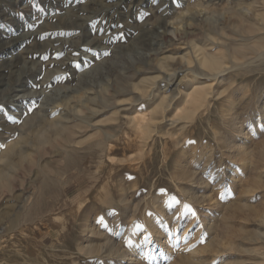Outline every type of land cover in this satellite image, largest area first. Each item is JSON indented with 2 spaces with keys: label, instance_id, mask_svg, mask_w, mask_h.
<instances>
[{
  "label": "rangeland",
  "instance_id": "374dc122",
  "mask_svg": "<svg viewBox=\"0 0 264 264\" xmlns=\"http://www.w3.org/2000/svg\"><path fill=\"white\" fill-rule=\"evenodd\" d=\"M193 1L0 0V149L15 145L0 152V264H264V65L207 78L208 118L182 143L161 139L191 90L193 47L211 40L228 61L264 0ZM240 6L250 7L242 20ZM228 87L231 129L213 114ZM90 98L96 115L82 107ZM161 99L174 102L150 149L124 147L136 134L126 120ZM44 117L51 123L31 128ZM99 128L114 132L113 163L90 147Z\"/></svg>",
  "mask_w": 264,
  "mask_h": 264
},
{
  "label": "bare ground",
  "instance_id": "6f19581e",
  "mask_svg": "<svg viewBox=\"0 0 264 264\" xmlns=\"http://www.w3.org/2000/svg\"><path fill=\"white\" fill-rule=\"evenodd\" d=\"M194 4L193 5H202L201 2H199L198 0H195L193 1ZM209 5V4H208ZM238 5V4H237ZM234 11V10H233ZM250 11V7L248 6H240L237 8V12L242 20V18L244 17H247L248 16V12ZM202 12V11H201ZM236 12V11H235ZM235 15V13H234ZM259 18H262V21L261 23H250L248 24V26H243V28L241 30H243L244 32V35H239V41H235V42H232L233 43V46L230 45L232 48L229 49L230 52V55H229V59L228 61L224 60L222 58V56H219V54H223L222 51L221 52H217V51H213L212 49L210 48H206V46H210L212 47L211 45H215L217 46L218 43L216 42H213L210 40L209 43L206 44V46H200V47H197V46H194L193 47V53L196 57V61H197V65L196 68L194 70H192V68L190 69L189 67V64L191 61H190V57L187 56L188 58V61L186 63V66L184 69V76H183V81L187 78V80L190 81L191 83V90L190 91H185L186 93L179 96L180 98V101H178L179 103L176 105V104H173L171 100L165 105V101L166 99H161L159 101H156L155 104L153 105V107L149 110V111H145V112H141V113H138L137 115H134L133 117H131L130 115V119L129 120H126V124L130 123L134 132L136 133L134 136H132V138L130 137L129 138V135L127 134V137L128 139L125 140V144H123L124 147H128L127 144L128 142L131 144V143H138L139 147H140V151H143L144 149H150V143L148 142L149 140L148 139H153V134L157 133L158 132V128L161 127L162 125V122L166 120V116L167 114L165 113V111L168 110L169 107H171V105L173 104V109H172V112H173V115L170 117V126L169 128L167 129V131H165L163 134V136L161 137L162 139V143L165 144V143H173V144H179V143H182L184 141V138H185V134H186V130H187V127L191 124H193L195 121H201L203 119H206L208 118V114H204L205 111H207L208 113L210 112L211 113V104L214 103V101L212 100V96H211V85L210 84H205L208 79L207 78H212V79H216L218 78V74L219 76L221 75L220 73L223 72L224 74V71H231V70H235V69H244V70H248L252 68H255L256 66H260V65H264V14H261V17L259 16ZM257 19V18H256ZM238 23V22H237ZM247 23V22H246ZM242 25L243 24V21H242ZM238 28H239V25H236ZM236 27V29H237ZM242 27V26H241ZM233 30V28H232ZM239 30V29H238ZM234 31V30H233ZM237 30H235L234 32L236 33ZM218 32V31H217ZM241 32V31H240ZM222 33V32H221ZM207 35V34H206ZM228 36V35H227ZM225 37H226V34H225ZM214 38V37H213ZM223 38V37H222ZM230 37H228L229 39ZM176 39V38H175ZM206 39V37H205ZM215 39V38H214ZM231 39V38H230ZM229 39V40H230ZM236 39V38H235ZM238 39V37H237ZM233 40V39H232ZM231 41V40H230ZM227 42V41H226ZM225 43V41H224ZM229 44V43H228ZM191 46V45H190ZM219 46V45H218ZM226 48V47H225ZM229 48V46H228ZM228 50V49H227ZM192 52V51H191ZM227 52V51H226ZM163 54V53H162ZM228 55V54H227ZM252 55V56H251ZM183 56V55H182ZM167 57V56H166ZM258 57L259 59L261 58V61L259 60V62L257 64H255V66H253V62L252 61H256L255 58ZM159 58V57H158ZM165 58V57H163ZM194 58V57H193ZM166 59V58H165ZM183 59V58H182ZM195 59V58H194ZM184 60V59H183ZM187 60V59H186ZM192 60V58H191ZM258 60V59H257ZM158 61V60H157ZM170 62V61H168ZM257 62V61H256ZM185 63V62H183ZM194 63V61L192 62V64ZM161 64V66H166L165 65V62H161L159 63V65ZM195 64V63H194ZM170 65V64H169ZM168 65V66H169ZM184 65V64H183ZM173 66V64H172ZM195 66V65H194ZM171 67V66H170ZM175 67V66H174ZM264 67V66H263ZM163 68V67H162ZM173 68V67H172ZM179 68V67H178ZM262 68V67H261ZM161 69V68H160ZM164 69V68H163ZM167 69V68H166ZM186 70H189L191 72L192 75H189V73ZM260 69V68H259ZM250 70V71H251ZM179 71V70H178ZM174 72L172 75H169L172 79L173 78H176L175 75L176 73L178 72ZM254 71V70H253ZM167 72V71H166ZM170 72V71H169ZM245 72V71H244ZM171 74V73H170ZM224 76V75H223ZM165 79V78H164ZM169 79V78H167ZM180 80V78H179ZM156 81V80H155ZM181 81V80H180ZM180 81H179V84H180ZM210 82V81H209ZM178 83V82H177ZM177 84V85H179ZM205 84V85H204ZM156 86V84H155ZM154 86V87H155ZM190 87V86H189ZM135 88H138L137 86H135ZM225 89V88H224ZM223 89V90H224ZM222 90V89H221ZM231 90V89H230ZM229 90V87L227 89H225L224 91L222 92H219L218 93V96L214 94L215 97H219L221 96L222 98V103H221V107H218L214 110L213 114L218 116V119L220 122H222V124L226 127V128H233V124H234V116L232 114H229L230 110L232 109V100H231V96H232V93L231 91ZM151 93V92H150ZM150 93H149V96H150ZM180 91L178 90V95H179ZM175 95V94H174ZM140 100L142 99H146L148 97V95L146 96H142L140 95ZM103 97V96H102ZM173 97V95H172ZM175 97V96H174ZM152 99V97H148L147 99ZM175 99V98H174ZM215 99V98H214ZM218 99V98H217ZM94 100L95 99H91L90 98V105L87 106V104L84 106L82 105L83 108H88V110H90L89 112H91L93 115H96L100 109L96 108L98 105H96V103H94ZM99 100V99H98ZM102 100V99H101ZM103 101V100H102ZM105 101V100H104ZM107 101V99H106ZM105 101V102H106ZM134 102V101H133ZM82 104V103H81ZM218 104V103H217ZM96 106V107H95ZM217 106V105H216ZM80 107V106H79ZM100 107V106H99ZM102 109V108H101ZM105 110V108H104ZM103 110V111H104ZM79 111V110H78ZM102 113V112H101ZM135 114V113H134ZM172 114V113H171ZM133 115V113H132ZM89 116V115H88ZM127 116V115H126ZM202 116V117H201ZM128 117H129V114H128ZM110 119V118H109ZM165 119V120H163ZM59 120V119H58ZM107 120V119H106ZM112 120V119H111ZM51 120H49V118L47 117H44V118H40L38 120L37 123H35L36 125L32 126L31 128H34L35 126L38 127L40 126L41 124H44L45 122H50ZM82 121H85V120H82ZM104 121V120H103ZM102 121V122H103ZM124 121V120H123ZM25 122V121H24ZM32 122V121H31ZM31 122H27L30 126L32 125ZM59 122V121H58ZM77 122V121H76ZM86 122V121H85ZM88 122V121H87ZM105 122V121H104ZM51 123V122H50ZM25 124V123H24ZM54 124V123H53ZM51 124V125H53ZM77 124V123H76ZM129 124V125H130ZM16 125H9V126H6V130H8L9 132H12L15 131V129H17L15 127ZM78 126V124L76 125ZM79 127V126H78ZM77 127V129H78ZM96 127V126H95ZM94 128V127H93ZM97 128V127H96ZM123 128V127H122ZM121 128V130H122ZM210 128L212 129V134L214 135V137L216 138V140L219 139V136L216 132V129L212 128V126H210ZM36 129V128H35ZM116 129V128H115ZM118 129V128H117ZM18 130V129H17ZM21 130V129H20ZM18 130V132L20 131ZM28 130V129H26ZM34 130V129H32ZM80 130V129H79ZM120 130V131H121ZM205 130V129H204ZM23 131V130H22ZM21 131V132H22ZM30 131V130H29ZM39 131V130H38ZM96 131V130H94ZM99 131L101 133H99L97 136H99L100 138H96L97 140H93L90 147L91 149H93V152L94 150L96 151V154L100 157V159L102 157L104 158H107V160L110 162V163H113V155L110 153L111 151H113V147L114 145L112 144L113 140L111 141V137L113 136V134H110L108 133V130L105 132L104 130H101V128H99ZM117 131V130H116ZM119 131V130H118ZM81 132V131H80ZM126 132V131H125ZM123 132V133H125ZM222 132V131H221ZM234 132V131H232ZM20 133V132H19ZM27 133V132H26ZM25 133V134H26ZM120 133V132H119ZM219 133V132H218ZM8 133H6L7 135ZM10 134V135H11ZM23 134V132H22ZM24 134V135H25ZM97 133L95 134H91V135H96ZM126 134V133H125ZM162 134V133H161ZM14 135V133H13ZM19 135L18 137H20V139H18L19 141L18 142H22L25 137ZM12 136V135H11ZM15 136V135H14ZM13 136V137H14ZM96 136V137H97ZM123 136V135H122ZM4 137V136H3ZM9 137V136H8ZM12 137V138H13ZM74 137V136H72ZM95 136H93L94 138ZM116 137H120L118 135H116ZM126 137V135H125ZM134 137H137V138H134ZM187 137V136H186ZM115 137L113 136V139ZM124 138V137H123ZM160 138V137H159ZM16 139V138H15ZM27 139V138H26ZM90 139L92 138H89V141ZM22 140V141H20ZM160 140V139H159ZM6 141V139H5ZM88 141V140H87ZM123 141V140H121ZM161 143V141H160ZM2 144V143H1ZM4 144V142H3ZM6 144H7V141H6ZM16 144V142H15ZM66 144V142H65ZM71 144V142H70ZM121 144V143H120ZM69 145V144H67ZM132 145V144H131ZM130 145V146H131ZM137 145V144H136ZM152 145V144H151ZM4 146V145H3ZM15 145H6L4 146L3 148L0 149V152H2V150L4 151H10V149H14ZM84 146V145H83ZM88 146V145H86ZM73 147V146H71ZM133 146L131 147H128L130 148V150L132 149ZM137 147V146H136ZM87 148V147H86ZM116 148V147H115ZM63 149V147H62ZM67 149V148H66ZM127 149V148H126ZM76 150H77V147H76ZM8 151V152H9ZM14 151V150H13ZM12 151V152H13ZM168 151V150H167ZM73 152V151H72ZM125 152V151H124ZM129 153V151H127ZM152 152V151H151ZM225 152V151H224ZM127 153V154H128ZM165 153V152H164ZM3 154V153H2ZM9 153H5V155ZM95 154V152H94ZM141 154V153H140ZM210 154V153H209ZM1 155V154H0ZM125 155H126V152H125ZM142 155V154H141ZM166 155V154H165ZM3 156V155H2ZM93 156V155H92ZM119 156V154H118ZM24 157V156H22ZM96 157V156H95ZM164 157V155H163ZM40 158V157H39ZM162 158V157H161ZM136 159V158H135ZM138 159V158H137ZM141 159V158H140ZM166 160V159H164ZM95 162H98L97 160H94ZM93 161V162H94ZM101 161V160H100ZM133 161H137V160H133ZM132 161V162H133ZM139 161V160H138ZM34 162V161H33ZM131 162V160H130ZM99 163V162H98ZM34 164L36 165V168L37 170L39 171H42L41 167L40 166V160H36V162H34ZM96 165V164H95ZM112 165V164H111ZM132 165V164H131ZM138 166V165H137ZM141 166V165H139ZM131 167V166H129ZM135 167V166H134ZM109 168V166H108ZM110 169V168H109ZM32 170V169H31ZM1 171V170H0ZM2 172V171H1ZM37 172V171H36ZM43 172V171H42ZM39 172H37L38 174ZM107 173H110V172H107ZM6 175V174H5ZM194 175V174H193ZM4 177L2 174H0V179ZM78 177V176H77ZM59 179V178H58ZM6 181V180H4ZM154 181V180H152ZM191 181V180H190ZM3 182V181H2ZM189 182V180H188ZM5 183V182H4ZM3 184V183H2ZM152 184V183H151ZM154 184V183H153ZM178 184V183H177ZM176 184V185H177ZM180 184V183H179ZM4 185V184H3ZM2 185V186H3ZM181 185V184H180ZM5 186V185H4ZM153 186V185H152ZM178 188V187H177ZM42 189V188H41ZM116 189V188H115ZM179 190H181L179 188ZM41 191V190H40ZM184 192V191H183ZM42 194V192H40ZM28 195V194H27ZM26 196V194H25ZM35 197V195L33 196ZM24 200L27 199V196L25 198H23ZM145 199V198H144ZM28 200V199H27ZM32 200V199H31ZM23 201V200H22ZM39 201V200H38ZM41 201V200H40ZM39 201V202H40ZM122 202V201H121ZM35 203V202H34ZM28 204V203H27ZM36 206V205H35ZM34 207V206H33ZM26 210V209H25ZM24 209L20 211V215L24 214L26 211ZM33 211V210H31ZM138 211V210H137ZM36 212H37V209H36ZM42 212V211H41ZM7 213V212H5ZM16 214V213H15ZM27 214V212H26ZM28 214H33V213H29ZM27 214V216H28ZM42 214V213H41ZM8 215V214H7ZM6 215V216H7ZM19 214H17L16 216V219L20 216ZM15 216V215H14ZM23 216V215H22ZM32 216V215H31ZM31 216L29 217V219H31ZM35 216V215H34ZM34 217H32L33 219ZM5 220V219H4ZM12 220V219H11ZM34 220V219H33ZM85 220V219H84ZM8 221H10V218H8ZM13 221V220H12ZM20 221V220H19ZM29 220H26L25 223L27 222L28 223ZM85 222V221H83ZM159 222V221H158ZM15 223V221L13 222V224ZM18 223V222H17ZM2 224V223H1ZM12 224V223H11ZM22 224V223H21ZM155 225V224H154ZM9 226H10V223H9ZM13 227L15 226L14 225H11ZM20 227V225H19ZM5 228H8L5 226V223L4 225H0V239L2 238V236L4 235V232H5ZM17 228V227H16ZM15 228V229H16ZM8 230V229H7ZM10 230V228H9ZM8 230V231H9ZM14 230V229H13ZM12 231V230H11ZM7 235V234H6ZM16 239V238H15ZM7 242V241H6ZM4 243V242H3ZM6 244V243H5ZM10 245H13V241L9 242ZM22 245V244H21ZM25 246V245H24ZM5 246H3L4 248ZM91 249V248H90ZM93 250L91 249V252ZM90 252V251H89ZM90 252V253H91ZM34 255V257L36 258H41V253H38V252H34L32 253ZM22 263V262H21ZM23 263H27V262H24ZM29 264V263H28Z\"/></svg>",
  "mask_w": 264,
  "mask_h": 264
}]
</instances>
